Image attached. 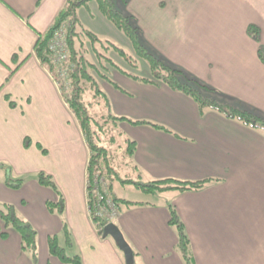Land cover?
<instances>
[{"label": "crops", "instance_id": "obj_1", "mask_svg": "<svg viewBox=\"0 0 264 264\" xmlns=\"http://www.w3.org/2000/svg\"><path fill=\"white\" fill-rule=\"evenodd\" d=\"M67 1L0 0V205L14 206L38 231L37 264H63L51 256L48 240L58 236L61 242L64 223L72 234L71 252L83 264H125L114 240L103 239L90 218L89 148L52 75L35 55ZM124 10L137 20L151 49L232 104L264 117V64L258 55L264 47V0H129ZM79 18L101 38L131 50L95 3L81 9ZM251 26L259 30V42L249 35ZM106 76L127 93L99 80L108 115L172 132L121 123L124 136L116 132L118 125L122 153L125 140L136 144L133 157H123L126 176L143 184L209 181L199 191L164 192L169 198L160 204H121L116 224L133 249L135 264H185L169 225L170 205L184 224L195 264H264V131L215 111L201 115L191 98L163 84H145L111 67ZM27 139L31 145L26 149ZM40 172L52 176L59 188L62 215L48 211L47 203H57L58 197L37 183ZM9 176L34 181L13 190L5 185ZM7 232V240L0 236V264H33L19 236Z\"/></svg>", "mask_w": 264, "mask_h": 264}, {"label": "trees", "instance_id": "obj_2", "mask_svg": "<svg viewBox=\"0 0 264 264\" xmlns=\"http://www.w3.org/2000/svg\"><path fill=\"white\" fill-rule=\"evenodd\" d=\"M128 2L129 0H68L64 8L58 14L53 27L44 37L40 38L37 43L35 55L43 66L49 71L54 72V66L50 61L48 52L46 51L47 45L52 39L55 31L63 24H68L66 29L69 49V59L67 64L71 69L70 75L73 89L70 96L65 94V98L69 109L79 122V126L90 151L88 174L89 176H93L94 173L99 171L103 175H106L110 183L111 191L117 202L138 206L140 204L121 200L114 194L115 179H119L122 184L134 185L137 189L146 194H161L172 190L181 193L199 191L203 189L209 181L183 182L167 179L143 184L132 180L120 179L113 165V152L105 146L100 132L105 133V129L107 128L112 129L111 133H113L121 123H128L134 126L148 125L159 131L167 133L172 132L164 126L148 121H134L126 117H116L113 115H104L98 120L91 114L84 101V96L88 91L95 93L94 96L96 98H103L106 106L109 104L107 96L100 88L99 80L107 81L119 91L126 93L113 81L108 79L106 76V73H108L109 70L107 65L120 72L122 75L136 81L151 85L163 84L171 90L191 98L197 104L201 115L208 110L215 111L229 120H236L262 131H264V117L256 110L245 107L240 108L232 104L229 100L224 98L218 90L205 84L186 70L172 64L151 49L143 38L137 20L124 10ZM91 3H95L99 13L127 38L131 45L132 53H127L114 42L101 38L81 22L79 11L81 9L89 10ZM120 5L121 8H119ZM248 33L259 42V30L256 27L251 26L248 29ZM112 52L116 53L129 67L135 70L139 68V60L144 61L149 68L150 78H143L123 70L109 58V54ZM258 55L260 61L264 64L263 46L259 47ZM7 99L10 100V98ZM10 105L14 107L12 102ZM124 144L125 155L123 154V157H133L136 150L135 142L125 140ZM30 145L31 142L27 139L25 141V148H29ZM39 149L43 155H47L46 150L40 146ZM1 168H4V166L0 165V169ZM36 181L41 187L50 189L58 197L57 203H47L48 211L51 214L57 213L62 215L65 205L64 198L53 177L44 172H40L36 176ZM24 183V178L14 180L9 176L5 180V185L13 190H20ZM1 207L3 209L0 210V236L2 240H7L8 238L7 229L13 230L21 240L22 251L29 252L33 264H36L38 257L37 231L29 222L17 215L14 206L4 204ZM168 211L170 213L169 225L177 233L179 239L178 250L183 262L185 264H195L191 253L190 240L184 224L179 219L173 206H168ZM94 221L97 223L98 227L103 226V223L97 219H94ZM62 231L64 238L63 245H61L57 236H52L48 240L51 256L57 258L63 264H83L81 256L71 252L74 250V243L72 240V234L66 223L63 224Z\"/></svg>", "mask_w": 264, "mask_h": 264}, {"label": "rangeland", "instance_id": "obj_3", "mask_svg": "<svg viewBox=\"0 0 264 264\" xmlns=\"http://www.w3.org/2000/svg\"><path fill=\"white\" fill-rule=\"evenodd\" d=\"M119 46H121V48L123 50H125L127 53L130 52L132 53V49L129 50V48L122 46L120 43L116 42ZM109 58L113 61V63H115L116 65H118L119 67H121L123 70L132 73V74H136L137 76H142V77H146L149 76V68L147 66V64L142 61L139 60L138 62V69H132L131 67H129L116 53L112 52L111 54H109ZM108 68H110V66L107 65ZM189 73V72H188ZM71 71L68 75V78L66 80V86L68 87L69 93L68 95L70 96L71 91L73 89L72 86V82H71ZM97 77V76H96ZM150 78V76H149ZM67 90V91H68ZM103 90V89H102ZM95 93H93L92 91H88L86 93V95L84 96V101L86 103V105L88 106L91 114L97 118L98 120L102 118V116H107L108 114V108L107 106L104 104V100L103 98H96ZM112 129H105V133L100 132L101 136L103 137L104 140V144L107 148H109L113 154V165L117 171V173L119 174V177L121 180H132V178L127 177V165L124 164L123 161V153H122V147L120 146L119 143H117V133H121L125 136V132L122 128V126L120 125L119 128L116 130L117 133H115V131H113V133H111ZM116 138V139H115ZM115 140V142H114ZM127 175V176H126ZM14 179L13 176H10ZM25 180H27V183H31L34 181L33 177H26ZM114 194L121 200H126L129 202H145V203H150V204H160L163 201L167 200V198H169V195H165V194H146L143 191L137 189L134 185H130V184H122L119 179H115L114 180ZM2 205H0V210L2 209ZM122 208L126 207V203H122ZM16 209V208H15ZM17 212V210H16ZM17 215H19L21 218L25 219L27 221L26 218H24L23 215H20V213L17 212ZM29 222V221H27ZM30 223V222H29ZM37 231V230H36ZM38 233V231H37ZM58 237V236H57ZM37 240H39V233H38V237ZM64 243V238L63 235H61V245H63ZM38 248H37V256H38V261H39V244ZM22 250V249H21ZM23 252V251H22ZM24 254H27L31 260V254L29 252H23ZM33 261V260H32ZM37 261V263H38ZM36 263V264H37Z\"/></svg>", "mask_w": 264, "mask_h": 264}, {"label": "built area", "instance_id": "obj_4", "mask_svg": "<svg viewBox=\"0 0 264 264\" xmlns=\"http://www.w3.org/2000/svg\"><path fill=\"white\" fill-rule=\"evenodd\" d=\"M68 24L58 28L47 46V52L51 63L57 74V85L63 94L69 93L66 80L70 73L68 66L69 49L66 29ZM68 90V91H67ZM89 212L91 217L104 223H115L118 221L121 209L120 204L111 194L108 179L101 172L89 176L86 184ZM103 227L99 228L101 231Z\"/></svg>", "mask_w": 264, "mask_h": 264}, {"label": "water", "instance_id": "obj_5", "mask_svg": "<svg viewBox=\"0 0 264 264\" xmlns=\"http://www.w3.org/2000/svg\"><path fill=\"white\" fill-rule=\"evenodd\" d=\"M108 237L114 240L119 250L123 253L125 264H135L133 249L125 239L119 227L114 224L107 225L102 231V238L106 239Z\"/></svg>", "mask_w": 264, "mask_h": 264}]
</instances>
